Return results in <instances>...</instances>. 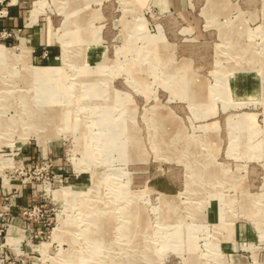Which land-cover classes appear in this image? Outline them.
I'll use <instances>...</instances> for the list:
<instances>
[{
	"label": "rangeland",
	"instance_id": "374dc122",
	"mask_svg": "<svg viewBox=\"0 0 264 264\" xmlns=\"http://www.w3.org/2000/svg\"><path fill=\"white\" fill-rule=\"evenodd\" d=\"M25 7L0 28V264H264V0Z\"/></svg>",
	"mask_w": 264,
	"mask_h": 264
},
{
	"label": "crops",
	"instance_id": "0c3cea01",
	"mask_svg": "<svg viewBox=\"0 0 264 264\" xmlns=\"http://www.w3.org/2000/svg\"><path fill=\"white\" fill-rule=\"evenodd\" d=\"M5 9L6 14L0 17V28H18L25 24L27 19L25 0H10L4 7Z\"/></svg>",
	"mask_w": 264,
	"mask_h": 264
},
{
	"label": "bare ground",
	"instance_id": "6f19581e",
	"mask_svg": "<svg viewBox=\"0 0 264 264\" xmlns=\"http://www.w3.org/2000/svg\"><path fill=\"white\" fill-rule=\"evenodd\" d=\"M38 10L35 7L34 9H32L29 13V21L32 22L35 20L36 16H37ZM6 55V50L0 46V57H3ZM7 128V127H6ZM99 231V230H98ZM101 236V235H100ZM102 237V236H101Z\"/></svg>",
	"mask_w": 264,
	"mask_h": 264
}]
</instances>
